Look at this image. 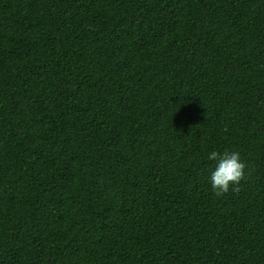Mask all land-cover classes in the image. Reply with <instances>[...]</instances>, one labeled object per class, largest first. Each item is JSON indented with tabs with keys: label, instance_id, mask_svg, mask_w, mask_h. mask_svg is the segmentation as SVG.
<instances>
[{
	"label": "trees",
	"instance_id": "16d2710c",
	"mask_svg": "<svg viewBox=\"0 0 264 264\" xmlns=\"http://www.w3.org/2000/svg\"><path fill=\"white\" fill-rule=\"evenodd\" d=\"M0 264H264V0H0Z\"/></svg>",
	"mask_w": 264,
	"mask_h": 264
},
{
	"label": "clouds",
	"instance_id": "9594fccd",
	"mask_svg": "<svg viewBox=\"0 0 264 264\" xmlns=\"http://www.w3.org/2000/svg\"><path fill=\"white\" fill-rule=\"evenodd\" d=\"M207 160L214 165L208 176V183L217 197L238 191L241 181L246 178V163L238 151H210Z\"/></svg>",
	"mask_w": 264,
	"mask_h": 264
}]
</instances>
